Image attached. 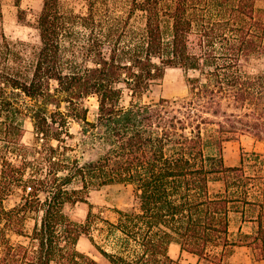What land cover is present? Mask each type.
Listing matches in <instances>:
<instances>
[{
	"label": "trees",
	"instance_id": "16d2710c",
	"mask_svg": "<svg viewBox=\"0 0 264 264\" xmlns=\"http://www.w3.org/2000/svg\"><path fill=\"white\" fill-rule=\"evenodd\" d=\"M256 3L135 0L126 20L107 21L94 7L77 17L61 0H45L34 59L0 69V264H99L79 250L83 235L110 264H182L170 255L173 242L215 264L235 246L264 260V202L240 193L251 177L223 155L225 142L239 136L264 141V9ZM137 12L145 25L135 31L129 25ZM76 25L87 37L71 55L65 38ZM169 68L184 70L187 95L140 101ZM92 96L94 120L85 105ZM23 116L35 124L32 144L23 141ZM72 122L82 127L79 137ZM213 178L224 180V192L212 193ZM75 181L81 187L71 188ZM115 183L133 185L139 200L138 208L118 211L117 223L107 221L123 235L121 253L96 243L92 210L84 223L66 213L90 190ZM16 193L20 201L9 209ZM247 206L261 207L258 231L232 241L231 214L244 216ZM215 248L221 253L213 255Z\"/></svg>",
	"mask_w": 264,
	"mask_h": 264
},
{
	"label": "rangeland",
	"instance_id": "374dc122",
	"mask_svg": "<svg viewBox=\"0 0 264 264\" xmlns=\"http://www.w3.org/2000/svg\"><path fill=\"white\" fill-rule=\"evenodd\" d=\"M140 1V0H137ZM45 0H0V69L9 71L10 69L21 68L25 63L33 60L39 51L42 42L39 27V18L43 11ZM135 0H61V8L67 15L86 16L89 14L91 7L94 11L107 21H117L127 19ZM258 9H264V0H257ZM145 25V19L141 12L134 14L130 20L129 27L135 31ZM86 32L82 26L76 25L66 33V45L69 53H79L81 46L86 39ZM263 62V61H262ZM264 66V64H263ZM1 88V85H0ZM188 85L186 73L181 68L167 69L163 79L153 84L151 89L144 94L140 101L144 103L158 102L162 98L178 99L186 96ZM28 103L29 99L24 97ZM132 97L129 90H124L123 104H129ZM24 100V99H23ZM85 105L90 109L89 119L94 120L98 111V99L95 96L88 98ZM22 125L25 128L24 143L32 144L36 139V129L34 121L30 116L21 117ZM82 127L76 122L71 124V132L79 137ZM56 145L57 142L53 141ZM4 143L0 142V149H3ZM215 148H208V153H217ZM225 163L228 167H241L246 176L251 180L245 181L241 188L251 193V200L260 199L264 202V141H260L253 135H242L237 139L225 142L223 147ZM94 156L88 154L87 159ZM1 168V161H0ZM71 188L81 187L80 181H75ZM225 182L217 178L211 181V191L214 194L224 192ZM237 189V188H235ZM240 197H243L240 194ZM86 202L68 204L66 213L76 222L84 223L87 220L89 211L95 214L96 222L93 224L92 237L96 243L110 252L121 253L124 250L123 235L112 229L107 221L117 223L119 219L118 211H130L139 207V200L135 194L133 185L124 183H115L92 189L87 195ZM20 201V194L12 195L7 201L6 206L10 209ZM245 207L244 204H239ZM264 206V204H263ZM245 215L234 212L232 214V229L235 233L236 227L241 220L253 221L254 224L247 226V231H258L257 217L261 210L259 206H247ZM35 226L34 218H30L26 223V230L32 232ZM14 241H25L23 237L12 236ZM78 248L80 251L95 258L99 264H110L102 255L98 247L92 242L90 236L83 235L79 241ZM237 253V258H231L232 254ZM221 253V248L213 249V255ZM250 254V255H249ZM256 259V253L253 249L249 251H235L232 247L227 250L223 257L226 264H240L238 261L246 256ZM231 258V260H229ZM220 256L213 258L219 261ZM257 260V259H256ZM223 264V263H222ZM248 264V263H247Z\"/></svg>",
	"mask_w": 264,
	"mask_h": 264
},
{
	"label": "crops",
	"instance_id": "0c3cea01",
	"mask_svg": "<svg viewBox=\"0 0 264 264\" xmlns=\"http://www.w3.org/2000/svg\"><path fill=\"white\" fill-rule=\"evenodd\" d=\"M232 214H231V225H230V239L232 241L237 240L240 234H255L254 232L246 230L247 226L249 224H254V222L246 221V220H241L239 222V225L236 227V229H234L236 230L235 233L232 234L234 232L232 229ZM232 248L237 252L242 251V250L249 251V247L247 246H235ZM169 252H170V255L174 259L179 260L182 264H215L211 261H207L203 258H200L199 256L195 254H192L190 252L183 250L181 245L177 242H173L170 245ZM237 255L238 254L235 252L234 254H232L231 258H237ZM231 258H229V260H231ZM238 263L240 264H247V263L248 264H264V260H256V259H253L251 256L247 255L246 257L242 259V261H238ZM223 264H226L225 261H223Z\"/></svg>",
	"mask_w": 264,
	"mask_h": 264
}]
</instances>
